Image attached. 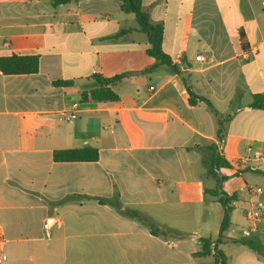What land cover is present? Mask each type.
I'll return each mask as SVG.
<instances>
[{
  "label": "crops",
  "instance_id": "crops-1",
  "mask_svg": "<svg viewBox=\"0 0 264 264\" xmlns=\"http://www.w3.org/2000/svg\"><path fill=\"white\" fill-rule=\"evenodd\" d=\"M53 1L0 0V57L39 56L37 73L0 71V264H214L217 250L228 264H264V219L245 216L264 202V110L249 106L264 93V0H143L182 74L144 72L156 59L120 0ZM123 29L132 30L112 38ZM125 72L112 87L118 101L82 99L93 77ZM184 78L216 112L189 103ZM213 144L233 164L216 170L235 195L220 240L224 207L206 164ZM85 147L98 160H54L55 150ZM114 196L181 236L153 235L97 200ZM202 239L212 253L194 256Z\"/></svg>",
  "mask_w": 264,
  "mask_h": 264
},
{
  "label": "trees",
  "instance_id": "trees-1",
  "mask_svg": "<svg viewBox=\"0 0 264 264\" xmlns=\"http://www.w3.org/2000/svg\"><path fill=\"white\" fill-rule=\"evenodd\" d=\"M73 0H54L53 4H66ZM122 2V11L125 13L134 14L138 24V30L146 34L148 41L147 53L156 59V64L145 70L144 72H149L155 70L158 66H166L171 72L182 74L180 69L173 64L172 59L163 50V37L164 28L163 24L159 22H153L148 14L143 8V0H120ZM132 29H123L117 33L112 38H119ZM0 71L5 75H18V74H34L39 71V56L38 55H16L12 54L10 56L0 57ZM133 74L132 72H125L113 77L105 78L102 76H95L92 79L91 85L82 91V99L84 101L92 100L96 102H115L119 100V96L113 91L112 87L120 83L124 78ZM184 84L188 92V100L191 105H196L198 102H205L210 109L216 112L210 103V101L204 97L197 95L194 90H192L186 83V78L183 79ZM72 81H55V86H71ZM253 109L264 110V93H259L253 95L252 101L249 105ZM221 127L218 130V136L222 138ZM207 149L211 152L209 158L206 160L208 166V175L215 178L217 181L216 187L212 190L213 195L218 197L219 202L224 207V215L220 227V240L223 233L228 229L231 224V213L234 209L231 202L235 200V195L228 196L221 189V184L225 177H219L216 170L222 167L231 168L233 164L228 161L225 157L220 155L217 151L216 146L210 145ZM54 160L58 162H69V161H96L99 158V152L97 149L92 147H85L82 149H65V150H55L53 154ZM264 174V172H263ZM75 199L89 198L87 196L75 195ZM102 204L111 205L116 208L122 215L137 219L141 223L145 224L150 228L153 235L156 236H166L168 234L181 236L178 231L159 227L151 217L139 212L138 210L125 207L120 201L118 196L113 198H98L97 199ZM235 242H240L251 249L262 252V247L251 240L245 239H233ZM201 249L194 256H207L212 253L210 246L212 241L210 239L201 240ZM215 263L214 264H228L227 258L222 251H214Z\"/></svg>",
  "mask_w": 264,
  "mask_h": 264
},
{
  "label": "built area",
  "instance_id": "built-area-1",
  "mask_svg": "<svg viewBox=\"0 0 264 264\" xmlns=\"http://www.w3.org/2000/svg\"><path fill=\"white\" fill-rule=\"evenodd\" d=\"M197 61H203L204 57L202 55H198L196 57ZM173 62V61H172ZM177 63H180V61H177ZM175 64V63H174ZM77 109H78V104H73L70 110L66 111L67 119L68 120H75L77 119ZM248 151H251V148L248 149ZM257 157H260V153H256ZM246 158H240V162H244ZM256 192L262 193L263 189L262 188H257ZM246 218L248 219L249 222L253 223L258 220L264 219V202L258 201L255 206L249 208L246 213H245ZM7 259L6 255H0V263L5 261Z\"/></svg>",
  "mask_w": 264,
  "mask_h": 264
},
{
  "label": "rangeland",
  "instance_id": "rangeland-1",
  "mask_svg": "<svg viewBox=\"0 0 264 264\" xmlns=\"http://www.w3.org/2000/svg\"><path fill=\"white\" fill-rule=\"evenodd\" d=\"M208 258H210V259H211L212 257H208Z\"/></svg>",
  "mask_w": 264,
  "mask_h": 264
}]
</instances>
